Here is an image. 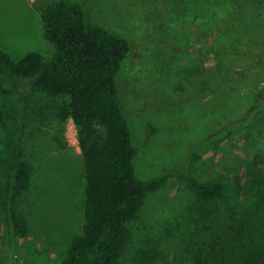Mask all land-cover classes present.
Segmentation results:
<instances>
[{"label": "rangeland", "instance_id": "1", "mask_svg": "<svg viewBox=\"0 0 264 264\" xmlns=\"http://www.w3.org/2000/svg\"><path fill=\"white\" fill-rule=\"evenodd\" d=\"M58 1L127 41L115 85L134 172L162 179L126 226L117 264H189L186 230L198 204L186 178L231 188L249 164H264V103L248 112L255 93L264 96V0H0V51L50 59L40 14ZM60 102L0 73V264H62L81 232L84 170L71 120L65 147L56 142ZM17 150L32 170L17 203L23 236L9 233L1 210Z\"/></svg>", "mask_w": 264, "mask_h": 264}, {"label": "trees", "instance_id": "2", "mask_svg": "<svg viewBox=\"0 0 264 264\" xmlns=\"http://www.w3.org/2000/svg\"><path fill=\"white\" fill-rule=\"evenodd\" d=\"M40 19L43 36L54 47L52 57L27 53L14 61L0 51V73L26 83L34 93L61 100L55 108L59 147H65V123L71 120L75 126L85 180L84 222L62 264H117L127 242L126 226L162 181H141L134 172L136 150L115 85L129 46L125 39L93 25L77 4L55 2L42 10ZM254 97L248 112L264 103L260 91ZM257 163L249 164L231 188L186 178L198 204L186 230L184 253L189 264H264V164ZM31 171L17 150L1 205L12 236L26 231L17 203ZM232 195H240V201H232Z\"/></svg>", "mask_w": 264, "mask_h": 264}]
</instances>
